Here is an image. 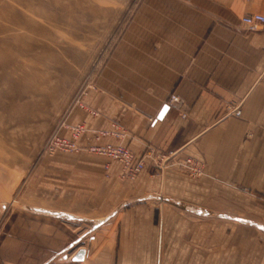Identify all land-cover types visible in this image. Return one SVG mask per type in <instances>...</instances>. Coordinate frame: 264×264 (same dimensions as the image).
I'll return each instance as SVG.
<instances>
[{"label":"crops","instance_id":"crops-1","mask_svg":"<svg viewBox=\"0 0 264 264\" xmlns=\"http://www.w3.org/2000/svg\"><path fill=\"white\" fill-rule=\"evenodd\" d=\"M257 12L264 0H160L150 45L134 46L123 73L118 55L117 95L102 93L89 121L116 133L102 142L145 156L146 168L129 178L104 160L77 174L70 210L100 220L103 232L79 246L86 241L70 228L43 264H264V242L255 260L253 200L238 204L255 181L264 198V28L242 22ZM234 102L241 117L225 115ZM185 158L207 174L194 179L174 165ZM81 249L85 259L74 261Z\"/></svg>","mask_w":264,"mask_h":264},{"label":"rangeland","instance_id":"rangeland-1","mask_svg":"<svg viewBox=\"0 0 264 264\" xmlns=\"http://www.w3.org/2000/svg\"><path fill=\"white\" fill-rule=\"evenodd\" d=\"M159 2L0 0V7L11 10L9 15L0 14V264H43L60 250L64 232L82 235L86 243L79 246L102 234L100 220L76 219L82 215L70 210V199L77 194L71 185L78 183L77 174L91 167L88 164L101 165L104 160L117 162L122 175H129L120 161L89 149L104 143L126 146L102 142L116 133L93 129L89 121L99 118L101 110L95 108L102 93L117 95L113 82L118 55L123 73L128 65L124 58L133 55L134 46L150 45V16L153 12L156 16ZM164 7L157 12H164ZM234 105L242 110V102L230 103L225 115L241 117L242 113L228 114ZM79 126L85 129L79 149L56 145L59 140H74ZM101 132L107 134L100 137ZM186 159L190 158L176 159L174 165L194 179L207 174L194 158L202 172L190 174L180 165ZM259 168L254 164V172ZM255 183L247 196H239L238 204L253 200L248 216L254 220L256 260L262 257L264 242V198L257 195L261 181ZM238 215L244 219L246 213Z\"/></svg>","mask_w":264,"mask_h":264},{"label":"built area","instance_id":"built-area-1","mask_svg":"<svg viewBox=\"0 0 264 264\" xmlns=\"http://www.w3.org/2000/svg\"><path fill=\"white\" fill-rule=\"evenodd\" d=\"M243 23L247 26V28L251 31H257L260 28H264V14L263 13H251L243 16L242 18ZM242 110L240 106L234 105L230 106V110L228 114L234 116H240ZM85 131L83 126H79L76 128V133L74 134L75 139L69 140H59L56 141V145L60 147L69 148V150H77L79 149L78 140L81 138L82 133ZM106 132H101V136H105ZM99 137V138H100ZM98 138V140H99ZM61 148V149H64ZM89 149L97 154L110 158L112 160H118L122 163L124 170H126L127 174H136L141 171L145 166V158H137L135 153L123 145H115L110 143L104 144H94L89 146ZM184 168L188 169L189 173L192 175H198L202 172V168L197 160L193 159H186L182 162Z\"/></svg>","mask_w":264,"mask_h":264},{"label":"water","instance_id":"water-1","mask_svg":"<svg viewBox=\"0 0 264 264\" xmlns=\"http://www.w3.org/2000/svg\"><path fill=\"white\" fill-rule=\"evenodd\" d=\"M168 109H169V106L168 105H165L163 107L162 111L160 112V114L158 116V119H162L165 116V114H166V112H167ZM85 253L86 252H85L84 249L79 250L76 253V255L74 256L73 260L74 261H83L85 259Z\"/></svg>","mask_w":264,"mask_h":264},{"label":"bare ground","instance_id":"bare-ground-1","mask_svg":"<svg viewBox=\"0 0 264 264\" xmlns=\"http://www.w3.org/2000/svg\"><path fill=\"white\" fill-rule=\"evenodd\" d=\"M11 13V10H10V8L8 7H5V8H3V7H0V14H7V15H9Z\"/></svg>","mask_w":264,"mask_h":264}]
</instances>
